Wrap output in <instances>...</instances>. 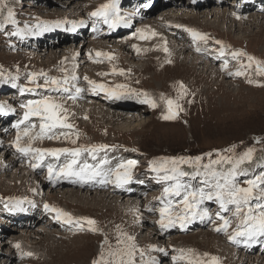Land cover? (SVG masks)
Returning <instances> with one entry per match:
<instances>
[{"label":"rangeland","instance_id":"1","mask_svg":"<svg viewBox=\"0 0 264 264\" xmlns=\"http://www.w3.org/2000/svg\"><path fill=\"white\" fill-rule=\"evenodd\" d=\"M21 1L26 2L24 7H20L17 0H7L8 6L15 13L14 19L18 23H8L4 19V16L7 15L6 9L4 15L0 16V22L4 23V27L0 28V98L8 102L9 106L11 105L19 110L17 116L8 119L2 125L0 123L1 140L7 143V146L0 150V156L3 152L5 153L6 149H9L13 151L12 155L9 154L11 158L21 154L30 158L33 165L43 164L45 170L42 172L36 170L35 176L40 191L43 193L42 200L48 199V193L55 192V201L59 204L58 209L68 212L72 218L70 226L64 229L58 223L52 224V219L44 217V215L40 219H36V223H33L34 226L32 225L31 229L38 231L39 236L46 237L45 233L50 229L61 233L58 234L59 236L54 237L55 240L52 239V236H47L49 239H36L35 241L41 240V246L31 244L33 247L31 248L26 244H19L26 259H28L27 263L93 264L94 260L101 259V253H103L104 261L114 262L115 258L110 257L109 252L120 248L125 253L123 256L125 264L128 262L126 253L129 251L134 254L131 264H140L143 259L149 258V255L156 249L151 246L157 245L158 248L161 245L166 246L169 237H172L177 238L176 241L172 242L173 252H177V259H174L176 262L182 261L181 264H189L191 260L200 259L204 264H210L213 258H216L215 264H220L225 257V253L220 251V248H222L220 238L225 236L227 240H230L229 236L232 234L227 233L225 235L223 230H216L223 225V221L216 214L219 213L220 216L225 217L228 221L236 222L238 225L244 219V215H234L236 211L234 205H232L231 213H226L218 206L219 202L217 200H211L214 203L208 206H211V210L215 209V211L213 213L210 211L209 215H211V218L215 217L213 230L216 237L213 233V237H211L213 244L209 246L208 239L204 238L202 232L208 231L210 225L202 226L198 223L194 228H186L187 220L191 215L185 213L186 211L190 213V210L186 209L183 203L184 193L182 192L180 196H176L174 193L165 194V188L174 185L176 180H165L163 177L174 175L173 169H176L175 174L177 175L179 172L188 173V175L179 177L180 183L189 186V191L204 189L207 193L214 189L211 184L204 183L205 178L203 175H195V173L200 172L203 174L205 165H210V168L214 171L227 173L236 164V161L240 160L249 149H252L251 159H244L239 164L237 172L240 174L236 177V181L239 186L248 187L247 181L256 180L259 177L260 179L257 180V187L253 189V193L258 197L260 191L264 189V71H261V69H264V0H256V10L241 12V15L245 16L243 22L229 16L224 19L221 12L217 11L215 13L213 9L217 8L218 0L196 2L197 7L200 8L199 10H212L211 16L213 15V18L210 17V21H214L213 19L216 18L217 22L219 24L221 22L220 25L224 24L223 26L226 28L218 26L216 22H208L207 26L203 22L206 20L200 18L195 10L187 14L186 11L192 6L188 9L182 7L183 13H179L176 17L172 12L169 13V9L174 7H169L165 0H156L155 10L130 28L125 29L119 35L120 41L122 39H134L136 34L148 29L150 21L163 18H168L170 22L175 20L174 22H176L181 32L201 50L202 54L211 55L212 63L204 60L199 63H201L200 65L210 64L212 67L214 66L219 78L209 79L206 75L201 74L203 67L199 65L196 70L197 67L194 68L190 65L191 61L186 62L180 57L181 55L170 53L171 44H169L170 50H167V48L162 49V40L176 39L177 33L175 28L169 31L161 26L157 30L159 37L154 38L156 43L153 42V46H150L148 41H141L137 47L136 43L138 41H136L132 46V50L137 57L135 63L137 61L140 65L147 66V69L141 75L136 70L137 72L130 76L140 78L139 83L146 97L144 101H148L143 102V106H135V111L143 113L142 117L150 121L140 129L132 132H121L116 128V122H110L100 114L99 111L101 110L97 109H100V104H98L97 107L91 108L94 111V113H91V119H88L85 113V117L81 120V125L84 124L86 129V132L82 134H80V130H76V118L79 114L77 111L81 106V100L75 103L71 101L60 102L58 95L53 92L58 90L59 87L52 83V78H55L59 84L65 80L66 73L63 74L62 71L66 64V58L74 53L69 52L65 56L64 53L69 49V46L73 48L71 41L66 40L58 45L59 48L57 46L54 48L55 43L59 42V38L54 37L56 34L52 35L51 39L53 41H49V44L45 40L43 44L38 45H36L37 41L25 36L24 39L27 40V43L21 45V41L24 40L21 34L25 29L28 31L33 29L43 30V27H38V25L46 27L47 30L43 31L47 33L52 26L57 25V22L59 24L69 21L76 22L78 20L76 16L81 20L90 19L94 17L91 15L92 12L96 11L100 5L109 3L110 0H80L85 4L78 13L58 7V0H48V4L52 5L49 9L52 7V9H57L56 11L52 10L49 14L56 12L54 14L63 15V18L53 19L50 18L48 13L39 10L41 7L32 6L34 4L33 0ZM182 1L188 3L191 0ZM205 1L206 5L200 7ZM225 3L228 8H231L234 4L233 6H239L242 11V0H227ZM119 4L121 7L130 8L133 12L143 7V3L138 0H119ZM180 5L183 6V4ZM174 6L179 7V5ZM29 22L32 23L27 24ZM92 25V21L87 23L84 31V42L73 43L75 44L74 47L79 50L82 60L89 54L85 51L89 50L93 54L95 42L91 33ZM21 27L22 29H18ZM97 27L103 30L104 24L99 21ZM190 29L206 35V39L194 37L192 31H189ZM17 31H20L21 34L15 35L14 33ZM46 37H50V33ZM98 40L107 41V44L113 45L112 40H109V38L100 37ZM217 41L225 44H218ZM206 47L209 50H206ZM51 49L53 52L55 51L56 59L61 56L64 59L61 61L54 58L55 64L50 66L44 58L51 52ZM126 49L130 50V46H127ZM211 49L216 51L211 52ZM191 50L188 49L186 53H192ZM240 50L247 55L235 57L232 55ZM222 51L223 54H221ZM142 54L145 55L144 58L141 57ZM249 55L256 59L249 61ZM83 65H91V68L92 65L102 68L104 64L102 65L99 62L85 63L84 61ZM203 72L209 73V70ZM224 72H228V74L225 75ZM32 74H35V76L33 77ZM232 79H235V81L232 82L233 84H229ZM11 82L15 84L14 88L11 85L6 86ZM112 83L114 87L107 85L106 93L110 92L112 88L117 89L120 93L117 96L113 95L111 98L118 99L120 95L127 92L118 87L119 80ZM128 83L131 85L130 90L134 89L132 78H129ZM23 89H32V91H24ZM21 91L25 93L23 96H20ZM94 96L89 97L92 99L89 104L99 102ZM136 97L140 100L138 95L132 93L125 96L130 102H135ZM45 98L50 103L60 106L57 109V114L64 123L71 125V127L57 126L51 131L45 130L42 133L40 125L41 123H47V121L42 120L39 116L24 118L25 113L29 111V108L25 107L29 101H39ZM168 100L173 101L171 111ZM107 101H105V104L115 111L126 108L125 104L112 100ZM153 104L156 106L153 107ZM130 109H134V106H131ZM173 112L176 114L174 119H164V116ZM3 129H6L5 133L1 132ZM72 129L76 130L77 133L75 139L70 138L71 134L75 135ZM17 137H19V140H17ZM17 144H19V148H67L79 149L80 151L76 156L71 153L52 155L47 152H21ZM100 145L115 147L116 149L107 148L103 150L99 147ZM86 146H90L91 149L88 151L82 150V147ZM121 146H125V151H128L123 156L126 163L127 161H136L130 167L125 166V169L130 170V176L140 177L141 183L150 186L142 199L144 205H137L138 212L125 213L120 208H116V199L108 197L107 193L100 190H78L73 185L63 186L62 183L60 186L52 188L48 171L49 165L52 166L53 172L56 171L55 174H57L61 168H64L72 160H76V163L72 166L73 171L84 169L87 173L104 167L102 173L108 175L107 165L117 161L116 157L122 152L120 150ZM196 157L201 159L196 160ZM15 161L18 162L19 157H16ZM25 163V161H22L20 164L14 165L10 171L0 172L4 174V178L8 181V183L3 182L4 180L1 181L2 174H0V199L7 196L15 198L25 196L34 200L39 199L38 194L33 192L35 189L28 187L26 182H22L21 186V184H14L9 181L10 175L14 173L20 176L17 178L12 175V181H15L16 178H22ZM86 165L90 167L85 168ZM121 169L118 171L119 173L122 172ZM143 169L148 171V177L142 175ZM26 172L27 170L24 171V173ZM245 172L249 174H245ZM61 176L64 175L61 174ZM68 176L71 180H80L75 175ZM129 186H133L132 182ZM134 186L138 188L139 184L136 183ZM135 188L129 187L132 190H135ZM76 191H81L83 195ZM112 193L123 194L124 192L113 190ZM129 197L141 200L139 193L131 194ZM122 198L120 196V199ZM257 202L258 200H253L251 204L254 206ZM2 203L1 200V205L5 206ZM130 203H133V201ZM45 204L47 202H43V205ZM166 206L168 211L165 214V223H167L169 214L173 213L175 216L183 218L185 227H180L182 220L173 218L177 224L175 228L167 232L168 235L165 237H160L158 234L149 231L157 226L161 227L159 223L161 219L160 209ZM151 208L154 209V212L147 216L143 209ZM132 209H136V206H132ZM3 210L8 211L7 209ZM197 211V217H199L200 211ZM247 211V207L243 208L244 214ZM89 219L94 220L96 223L89 224ZM8 220L11 221L12 219L8 218ZM11 222L13 223V221ZM21 227V224L19 226L17 224L13 231ZM92 229H95V231ZM162 230L166 232L165 229ZM241 230V227H238L235 233ZM9 233L12 232L9 231ZM10 237L11 234H8L5 242H10ZM129 237L133 239H129ZM180 237L184 238L180 239ZM155 238H158L159 244L153 241ZM118 241L121 243H118ZM219 241L220 243H218ZM227 249L231 250L229 247ZM141 250H143V254H141ZM188 250H192V252ZM28 253H31V255H28ZM205 253L209 255L205 256ZM230 253L232 252L230 251ZM226 254L228 255V253ZM181 256L186 258L180 259ZM16 258H12L13 264ZM161 264H165V262Z\"/></svg>","mask_w":264,"mask_h":264},{"label":"bare ground","instance_id":"2","mask_svg":"<svg viewBox=\"0 0 264 264\" xmlns=\"http://www.w3.org/2000/svg\"><path fill=\"white\" fill-rule=\"evenodd\" d=\"M34 1V5H36V7H41V9L39 8V10L46 12V13H51L52 10L56 11L57 9L54 8H50L52 5L49 3L48 4V0H33ZM139 2H145L142 7V9H139L136 12H132L130 9L125 8V7H121L119 5H117V9L119 12V17L121 18L119 21L118 26L116 27H109V24L105 23L104 20V24H105V29L104 30H99V28H97L96 24L93 25V29H92V33H94V37L95 39V55H89L86 57H89L87 60L91 61V62H95L97 60L102 61L105 65L102 66V68H97L96 66L92 65L93 67L91 68V65H83L84 63V59L82 61L81 60V56L79 55V53H77V48L74 47L75 44L73 43H78L80 41L84 42L85 36H84V31H85V27L88 23L87 20H84L83 23H80L78 21L74 22V21H69V23L71 24L70 26L65 27V24H62L60 26H53V32H55L58 28L63 29L62 33H58L56 34L54 37H58L59 38V42L55 43V46H57L59 48L58 45H61V43L65 42L66 40L71 41V45H73V48H71L69 46V49L65 51L64 56L66 54H69V52L74 53L76 55H68V57L66 58V64L63 68L62 73L65 74V79L68 80L69 83L64 84L62 82H60V102H64V101H70L67 100L64 96L68 94V91H64V87H67L69 89V93H71L73 100H71V102H74L75 99H82L84 101H81V106L78 109V117L76 118V130H80V134H82L83 132H86L85 126L84 124L81 125V120L85 117V113L86 116H88V119H91V113H94V111L91 109L93 107H97L98 104H100V109L97 108L100 114H102L104 116L105 119H107L110 122H116V128L121 131V132H132L136 129H140L142 127H144L150 120H146L142 117L143 113H140L138 111H135V106H143V101L146 98L143 95L144 90L141 87V84L139 83V77H130L133 73H136L138 70L139 71V75H141V73H143V71H145L147 69L146 65H140L137 61L135 63V60H137V57L135 56L136 54L134 53V51L132 50V46L133 44H135L136 41H138V43H136V47L140 45L141 40H143L144 38V34L146 36H148V41L150 42L149 45L153 46V41L152 38L150 37L151 35H155L158 36V28L161 26L166 27V29H173L175 28L176 30L178 29V25L176 24V22H170L168 21V18H163V19H157V20H153L150 21V26L148 27V29L145 32H140L134 39H122L121 41L119 40L120 38L118 37L123 29H126L128 27L131 26L132 23H135L137 20H140L141 17H143L144 14L140 15V13H142L146 9H149V7L152 5H156L154 0H138ZM173 1H175L173 3ZM227 0H220L219 5L217 6L216 9H213V11L216 13L221 12L222 16L224 17V19H226L228 16L232 17V18H237L240 19L243 22V19L245 16L241 15V12H245V11H249L252 9L256 10V5L255 2L256 0H245L244 5H243V11L240 10V8L238 6H233L232 3H230L231 8L227 7V4L225 3ZM17 2L19 3L20 7H24L26 5V2H23L21 0H17ZM165 2L169 5V7H174V8H170L169 9V13L172 12V14L174 16H178V14L183 13V9L182 7H186L188 9L186 13L190 14L192 11L195 10L196 14L199 15L200 18H203L206 21L205 24L208 26V22H213V23H218L217 19L214 18V21H210L213 18V15L211 16L212 10L209 9H203V10H199L200 8L197 7L196 2H200L202 3V0H191L188 3L183 2L182 0H165ZM57 6L61 7L63 10H67L70 9L72 12H80L81 8L83 7V5L85 3H82L80 0H58L57 1ZM183 4V6H181L180 4ZM224 3V4H223ZM48 4V6H46ZM174 5H179V7L174 6ZM203 5H206V1L201 4L200 7H202ZM181 6V7H180ZM185 9V8H184ZM232 9V10H231ZM35 11V10H32ZM152 11V10H151ZM153 12V11H152ZM152 12H148L146 15H150ZM175 12V13H173ZM53 13V12H52ZM56 13V12H54ZM49 14L50 18H63L62 14ZM193 14V13H192ZM220 14V13H219ZM171 15V14H170ZM195 15V14H194ZM172 16V15H171ZM193 16V15H192ZM183 17V16H182ZM196 17V16H195ZM211 17V19H210ZM197 19V18H196ZM98 20V18L95 19V23ZM162 20V21H160ZM219 21V20H218ZM226 21V20H225ZM224 21V22H225ZM227 23V22H226ZM245 23V22H244ZM221 24V22H220ZM218 23V26H222ZM255 24V22H254ZM75 25V26H74ZM215 25V24H214ZM236 26V24H234ZM233 25V26H234ZM249 25V24H248ZM227 26V24H226ZM262 27V26H261ZM226 28V27H224ZM263 30V29H261ZM179 33V31L177 32ZM28 34L26 31L23 33V39L25 37V35ZM37 32L35 31H30V35L33 38H36L37 36ZM40 35V34H39ZM100 37H107L110 38L112 40V46L107 44V41H103V40H97ZM51 37H46L44 39H40L39 41H37L38 39L36 38V41L38 44H43L44 41L46 40L47 43L49 44V41L51 42ZM170 39V38H169ZM53 41V40H52ZM171 41V50L170 53H172L173 55H181L180 57L183 58L184 61L190 62V65L192 67H197L195 68L196 70L198 69V66L201 64L199 62H201L202 60L208 62L210 61V63H212V58L210 57V55H204L201 53V50L195 46L192 42L189 41L188 37L184 38L182 36L177 35L176 39L173 40H169ZM22 42H27V40H23ZM21 42V43H22ZM36 44V45H38ZM127 46H130V50L126 49ZM189 48H188V47ZM56 47V48H57ZM65 47V46H64ZM63 47V48H64ZM67 48V46H66ZM71 48V49H70ZM136 49V48H135ZM188 49H192V53L187 54L186 52H188ZM58 50V49H57ZM114 50H116L118 53L116 55V57H114ZM165 51V50H164ZM88 52V51H86ZM97 53H100V55H97ZM166 53V51H165ZM176 53V54H175ZM145 55L142 54V58H144ZM164 58L166 56H163ZM55 51L53 52L51 49V52H49L47 54V56H45V62L49 63V65H54V61L59 59V60H63V56H61L60 58H55ZM40 59V58H39ZM59 62V61H57ZM56 62V64H57ZM40 64V63H39ZM85 66V67H83ZM201 67H203L201 74L206 75L207 77L212 78H219L218 74L216 73V69L214 68V66L212 67L210 64H206V65H200ZM71 67V69H70ZM200 67V68H201ZM228 67V66H226ZM84 68V69H82ZM91 68V69H90ZM90 69V70H89ZM205 70H209V73H205L203 71ZM219 72V71H218ZM119 74L118 77L114 78L113 77L115 75ZM138 74V73H137ZM225 75L228 74V72H224ZM223 76V74H222ZM73 77H75V79H73ZM85 77H87V79H85ZM109 78V79H108ZM129 78L133 79V88L132 90H130V84L128 83ZM89 80L94 82L95 86L91 87ZM112 82H117L119 80L118 83V87L122 90V91H127L126 93H123L121 96H119V98H109L107 97V94L103 93L100 89V87H98L99 83H109V81ZM235 79H232L231 83L229 84H233L232 82H234ZM110 82L109 85L113 86V83ZM161 84V83H160ZM14 86V84L12 85ZM11 86V87H12ZM76 89H81L80 92H77ZM133 94V95H138L140 100L136 97L137 100L135 102H130L129 99L125 98V96H127L128 94ZM23 95V93L21 94ZM42 95V94H41ZM95 95V96H94ZM100 95V96H98ZM94 96L96 100H98L99 102H93L92 104H89L90 99L86 100L87 97H92ZM94 99V100H95ZM112 100L114 102H119L122 104H125L126 108L121 110V111H115L113 109H111L110 107H108L105 103V101L107 100ZM108 102V101H107ZM0 105H4V110L6 111H0V114H5L3 117L0 118V123L1 125L4 124L5 122H7V119L13 116L17 115V111L14 110V107H8V104L5 103L2 98H0ZM131 106H134V109H130ZM149 107V106H148ZM116 109V108H115ZM150 112V110H148ZM11 115V116H9ZM2 133L6 132V129L1 130ZM77 137V133H75V135H70L71 139H75ZM7 146V143L4 142L3 140H1L0 137V150H2L3 148H5ZM128 151L123 150L122 154L125 155ZM13 154V151L6 149L5 153L3 152L0 156V172H7L10 171L11 168L14 165L20 164L24 159L26 161V165H24L23 169V175L21 179H17L18 176L17 174H12L13 176L17 177L15 181H12V175H10V182L14 183V184H21L22 186V182H26V184H28V187H32L35 189V191H33L34 193L36 192V194H38L39 199H28L25 196H20L18 198L15 197H4L3 199H0V264H13L12 258H16V261L14 262V264H29L27 263L26 256L24 255L20 245L19 247H16L17 244H26L29 247L33 248L31 244H34V246H41V240H43L42 238H47L52 236V239L58 235L59 231H55V230H48L45 233L46 237H41V235L39 236L38 231H34V229H31L32 225L34 226V224L36 223V219H40V217L42 215H44V217H48L50 219H52V224H61L64 226L68 225L69 220L71 219V214L70 215H65V214H69L68 212H63V211H59L56 209V207L59 205L55 199H56V194L55 192H50L47 194L48 199L47 200H42L43 197V193L40 191L39 185L36 182V170H39L40 172L44 171V165L40 164L37 165L36 167H33V164L31 163L30 159H26L24 156L22 155H16L13 156V158L9 157L10 155ZM8 157V159H7ZM19 157V161L16 162L15 158ZM6 161V162H5ZM6 163V164H5ZM118 168V166H112L110 167V171H111V177L109 178H105L104 176H99V175H95L92 176V178H83L81 179V183H78V181H74V180H69L67 178H62L59 175H51L50 181H51V186L52 188H55L57 186H60L61 183L64 185H73L76 189L80 190V189H86L87 191L89 190H100L103 191L104 193L108 194V197L114 198L116 199V208H120L123 212L125 213H133V212H138L137 210V205L138 204H143V202L141 200H137V199H131L129 196L132 193H139V197L143 198V194L146 192L147 189V185L144 183H140V187L135 191L132 189H129V187H133V186H129V184L132 182H134V180H138L140 179V177H130V179L128 180L127 183H124L122 186L117 184V178L114 179V174L116 173L115 170ZM121 168V167H120ZM16 169V168H15ZM27 170V172L29 173L28 175L26 173H24V171ZM0 173V174H2ZM129 176V172L127 173ZM147 171H143L142 175H146ZM4 180V181H3ZM20 180V181H19ZM1 181L3 182H7L8 181L4 178V174H2L1 176ZM18 181V182H16ZM33 181V182H31ZM2 182V183H3ZM119 187H123V188H119ZM74 188V189H75ZM54 190V189H52ZM113 190H119V191H123V194H115L112 193ZM78 192L80 195H83L81 193V191H76ZM19 193V192H18ZM52 193V194H51ZM65 193V191H64ZM88 194V193H87ZM106 194V195H107ZM128 194V195H125ZM142 194V197H141ZM86 195V194H85ZM120 196H122L123 198L120 199ZM1 200L3 201L2 204H5V206L1 205ZM6 200V201H5ZM19 200H26L28 202V205L23 204L22 202H19ZM131 201H133V203H130ZM43 202H47V205L49 206L48 208H45V205H43ZM142 202V203H141ZM214 201H210V200H203L200 204H198V208L201 207V212L204 209H207L208 211V216H204L203 218H197V215H193L191 218V222L186 225V228H191V227H195L199 221H203L200 224H204L205 225H210V227L208 228V231H203L202 234L204 235V238L206 237L208 240V244L209 246L212 245V238L213 235L216 237L215 232L213 230V227L215 225V221L214 218H211V221H207L209 219V208L207 207V205L209 203H212ZM132 206H136V209H132ZM218 206H220V204H218ZM13 207H16L18 209V212L13 213L11 211V209ZM146 207V206H145ZM221 207V206H220ZM23 208L24 210L21 211L20 209ZM70 208V207H68ZM229 210L226 211V213H231V208L232 205H228ZM2 209H7L8 211H2ZM55 209V211L53 210ZM147 216L149 214H151L152 212H154V209H143ZM215 210L213 209L212 212H214ZM195 213L197 214L198 212L195 211ZM20 214V215H19ZM52 216H51V215ZM15 215V216H13ZM19 215V216H18ZM146 216V217H147ZM12 219L11 221H13V223L8 220ZM34 223V224H33ZM18 224H21L22 227L21 228H17L16 231L15 230V226ZM177 225V224H176ZM238 224L236 222L233 221H229V227L227 228V231H225L226 233L230 232L233 234H235L234 232L236 231V229H238ZM141 227V226H140ZM39 228V227H37ZM175 227H168L166 230V232L164 230H162L161 227L157 226L155 227L153 230H148L149 232H154L155 234H158L160 237H165L167 234V232H169L170 230L174 229ZM18 230V231H17ZM62 230V229H61ZM12 232V233H9ZM16 233V234H15ZM19 233V234H18ZM214 233V234H213ZM8 234H11L10 237V242H5V238L7 237ZM213 234V235H212ZM21 236V237H13V236ZM48 236V237H47ZM59 236V235H58ZM60 236H62L60 234ZM153 236V235H152ZM57 237V236H56ZM157 237V235H156ZM184 237H180V239H182ZM36 239H41L40 241H35ZM55 240V238H54ZM177 238H172L169 237V242L166 246H160L158 248V246L156 245V249L149 255V258H145L141 261V264H161L162 262H165V264H181L182 261L176 262L173 257H177V252H173V248H172V242L176 241ZM221 242H222V248H220V251H222V253H225V257L223 258V260L221 261L220 264H264V236H259L257 237L254 241H249L247 240L246 237H240L237 236L236 240H233L232 242L227 240L225 237L224 238H220ZM156 244H159L160 242L158 241V238H155L153 240ZM238 241V242H237ZM58 242V241H57ZM220 243V241L218 242ZM231 248V250L227 249V248ZM39 248V247H38ZM42 248V247H41ZM159 249H163L164 251H160ZM230 251L232 253H230ZM228 253V255L226 254ZM255 254L256 256L254 257ZM196 256V255H194ZM24 258V259H23ZM154 258V261H153ZM23 259V260H22ZM14 260V259H13ZM39 260V259H38ZM200 260V259H199ZM191 264V263H189Z\"/></svg>","mask_w":264,"mask_h":264},{"label":"snow or ice","instance_id":"3","mask_svg":"<svg viewBox=\"0 0 264 264\" xmlns=\"http://www.w3.org/2000/svg\"><path fill=\"white\" fill-rule=\"evenodd\" d=\"M119 3V0H110L109 3L102 4L100 7L91 13L92 16L94 17H102L104 22L109 24V27H116L119 24L120 17H119V12L117 9V5ZM5 9L7 10V15L4 16V19L8 23L16 24L18 23L15 19V13L13 9L8 6L7 0H0V16L4 15ZM80 23H83L81 21ZM57 26H59V22H57ZM75 26V25H74ZM4 27V23L0 22V28ZM38 27H43V30H47L46 27L43 25H38ZM192 31V34L194 37L200 38V39H206V35L200 34L194 30H189ZM15 35H20L21 32L17 31L14 33ZM216 43L220 44L222 43L221 41H217ZM223 54V51L221 52ZM97 55H100V53H97ZM234 57L238 55H247L244 53L242 50L238 52H234L232 54ZM249 61H253L256 58L252 56H248ZM259 63V62H258ZM261 71H264V69H261ZM237 74H242V73H237ZM33 77L35 74H32ZM75 79V77H73ZM87 79V77H85ZM251 82V81H250ZM47 84V81L45 82ZM52 83L59 85V82L56 81L55 78H52ZM64 84H67V79L64 80ZM89 83H94L92 81H89ZM101 89H103V85H98ZM24 91H32V89H23ZM64 91H69L67 87H64ZM77 92H80L81 89H76ZM143 102H148V101H143ZM168 105L169 109L171 111L173 101L168 100ZM153 107L156 105L153 104ZM25 107L29 108V111L25 113V119H28L30 116H39L42 120L47 121V123H41L40 129L41 132L43 133L45 130L51 131V129L61 126V127H66L69 128L71 125L66 124L63 122V120L60 118V116L57 114V109L60 108L59 105L50 103L47 98L39 101H29ZM179 107V105H177ZM0 111H3V106L0 105ZM175 113L173 112L170 115L164 116V119H174L175 118ZM18 126V125H17ZM27 134V133H26ZM51 138V137H49ZM17 140H19V137H17ZM74 142V141H73ZM17 147L19 148V144H17ZM100 148H105L107 147L106 145H100ZM21 152H28V151H35L37 153H50L52 155H57L59 153H71L73 156H76L79 153V149H29V148H19ZM252 149H249L247 153L244 154L243 157H241L240 160L236 161V164L228 170L227 173H221L214 171L210 168V165H205V172L201 174L200 172L195 173V175H203L204 176V183L205 184H211L212 188L214 189L213 191L210 192H205L204 189H196L189 191V186L184 185L180 183L179 177L188 175V173L184 172H179L178 175L176 173V169H173L174 175L172 176H164L163 179L165 180H176V183L169 188H165L164 192L165 194L169 193H174L176 196H180L181 193H184V199L183 203L185 205V208L188 210L192 211V215H196L195 213V208L197 207L198 204H200L203 200H217L221 206V209L223 211H228V205H234L236 208V211L234 215H244V219L241 220L240 225L238 227H241V231L236 232L233 235L229 236L230 240H236L237 236L240 237H246L247 240L249 241H254L257 237L259 236H264V202H259V201H264V189H262L259 193V196H255L253 193V189L257 187V180L260 178H256V180H249L247 181V184L249 185L248 187H241L236 181V177L240 174L237 172V168L240 163L243 162L244 159H251V153ZM210 155V154H209ZM183 159V158H181ZM196 160H200V157H196ZM76 163V160H72L68 165H66L64 168H61L59 173L56 175H61L63 174L64 176L68 175H75V176H81L82 178H92V176L99 175L97 172H93L91 174L86 173L84 169H81L79 172H75L72 170V166ZM136 163V161H128L127 166H132ZM216 163V162H212ZM37 165H33V167H36ZM90 166H85V168H88ZM118 167H125V165H119ZM48 171L50 173V178L51 174L53 173V168L51 165L48 167ZM130 179V176H128L127 173L124 174V177L121 178V175L119 172H117V184L122 186L124 183H127L128 180ZM253 200H258V202L253 206L251 202ZM49 206L46 204L45 208H48ZM247 207L248 211L246 214L243 213V208ZM21 211L24 209L21 208ZM55 211V209H53ZM168 211L167 206L164 208L160 209L161 213V219L159 221L160 226L162 229H167L168 227H175L176 226V220L167 218V223H165L166 219V213ZM65 215H70V214H65ZM219 219L223 221V225L221 227H218L216 230L217 231H227V228L229 227V221L223 216H220L219 213L216 214ZM204 216H208V211L207 209L202 210L200 213V218H203ZM211 218V217H209ZM176 219L182 220L180 223V227H185V223L183 222V218L177 217ZM71 223V220H69ZM187 222H191V218L187 220ZM89 224H95L96 222L94 220L89 219L88 220ZM95 231V229H92ZM129 239H133L132 237H129ZM238 242V241H237ZM118 243H121L118 241ZM16 247H19V244L16 245ZM155 248L156 246L153 245L151 246ZM160 251H164L163 249H159ZM189 252H192V250H188ZM183 252V250H181ZM141 254H143V250H141ZM28 255H31V253H28ZM125 255L123 249H116L115 251H110L109 256L115 258L114 262L113 261H104L103 260V253H101V259L94 260L93 264H125V261L123 260V256ZM128 256V262L127 264H131L132 262V257H133V252L129 251L126 253ZM205 256L209 255L208 253L204 254ZM180 259L186 258L185 256L179 257ZM173 259H177V257H173ZM154 261V258H153ZM216 258H213L212 262L210 264H215ZM191 264H204L203 261L199 259L191 260Z\"/></svg>","mask_w":264,"mask_h":264}]
</instances>
